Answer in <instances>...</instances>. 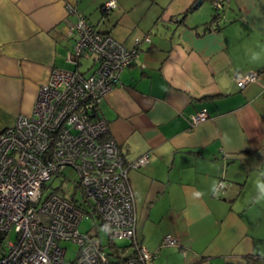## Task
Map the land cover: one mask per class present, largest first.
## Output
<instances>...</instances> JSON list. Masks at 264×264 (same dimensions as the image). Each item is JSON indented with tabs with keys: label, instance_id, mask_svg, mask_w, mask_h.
I'll list each match as a JSON object with an SVG mask.
<instances>
[{
	"label": "crops",
	"instance_id": "0c3cea01",
	"mask_svg": "<svg viewBox=\"0 0 264 264\" xmlns=\"http://www.w3.org/2000/svg\"><path fill=\"white\" fill-rule=\"evenodd\" d=\"M105 1L0 0V131L32 113L53 67H73L78 15L127 46L148 34L99 104L125 158L149 156L128 172L145 264H264V0H225L211 29L212 0L185 15L196 0H116L104 15ZM235 70L258 76L238 87Z\"/></svg>",
	"mask_w": 264,
	"mask_h": 264
},
{
	"label": "built area",
	"instance_id": "2783aa9c",
	"mask_svg": "<svg viewBox=\"0 0 264 264\" xmlns=\"http://www.w3.org/2000/svg\"><path fill=\"white\" fill-rule=\"evenodd\" d=\"M224 1L212 0L216 12ZM115 7L116 0H107L101 11L106 15ZM68 10L73 7L68 5ZM72 32L66 60L73 67H53L38 88L32 113L17 115L13 125L0 131V264H145L154 254L137 239L128 172L149 156L125 158L108 134L99 104L150 36L134 37L127 46L83 15H78ZM84 60L90 63L83 66ZM257 74L235 70L232 77L244 87ZM206 118L204 109L190 117L193 124ZM66 167L78 175L74 183L82 194L80 202L74 192H46L47 181ZM217 189L222 195L226 184L220 181ZM89 216L95 232H81L79 222ZM99 226L108 232L109 250ZM62 240L78 245L72 261L65 260ZM162 244L177 245L178 239L166 234Z\"/></svg>",
	"mask_w": 264,
	"mask_h": 264
},
{
	"label": "rangeland",
	"instance_id": "374dc122",
	"mask_svg": "<svg viewBox=\"0 0 264 264\" xmlns=\"http://www.w3.org/2000/svg\"><path fill=\"white\" fill-rule=\"evenodd\" d=\"M207 1V0H205ZM212 3V1L210 2ZM212 5V10H214L213 4ZM83 66L86 64L90 63V60H84ZM82 66V68H83ZM69 177L68 180H64V177ZM78 179V175L76 171L72 167H66L62 170V172L58 175H54L49 181H47V190L46 192L51 191L52 189H56L57 191H61L62 194L65 196L68 195H73L74 192V199L80 202L82 200V194L80 192V189L75 186V181ZM62 183V188H60V185ZM79 229L81 232H95V227H94V220L92 219L91 216H89L86 219H82L79 222ZM99 229V235L102 241V244L106 246V249L109 250L108 245V232L106 229H104L102 226L98 227ZM118 244H124V240H116ZM61 246L66 247L67 251L65 253V260L66 261H72L73 258L76 255L78 245L74 243L71 240H62L60 241Z\"/></svg>",
	"mask_w": 264,
	"mask_h": 264
},
{
	"label": "clouds",
	"instance_id": "9594fccd",
	"mask_svg": "<svg viewBox=\"0 0 264 264\" xmlns=\"http://www.w3.org/2000/svg\"><path fill=\"white\" fill-rule=\"evenodd\" d=\"M252 59L253 60L259 59V55L254 53ZM261 176H264V173H261ZM255 188H256V196L254 197V202L259 203L261 201H264V179L258 178L257 181L255 182ZM211 192L214 196L220 195L215 183L212 186ZM196 195L201 196L203 194L197 193Z\"/></svg>",
	"mask_w": 264,
	"mask_h": 264
},
{
	"label": "trees",
	"instance_id": "16d2710c",
	"mask_svg": "<svg viewBox=\"0 0 264 264\" xmlns=\"http://www.w3.org/2000/svg\"><path fill=\"white\" fill-rule=\"evenodd\" d=\"M193 4H194V3H193ZM193 4L190 5V6L187 8V10H185V11L183 12V15H185L188 11H190V10L192 9ZM215 20H216V21L218 20V12H216V11L214 10V13H213L212 18L204 24V25H205V29H211L212 26H210V24H211L212 22H214Z\"/></svg>",
	"mask_w": 264,
	"mask_h": 264
},
{
	"label": "water",
	"instance_id": "95a60500",
	"mask_svg": "<svg viewBox=\"0 0 264 264\" xmlns=\"http://www.w3.org/2000/svg\"><path fill=\"white\" fill-rule=\"evenodd\" d=\"M201 3V0H196V2L193 4L192 8L197 7Z\"/></svg>",
	"mask_w": 264,
	"mask_h": 264
}]
</instances>
